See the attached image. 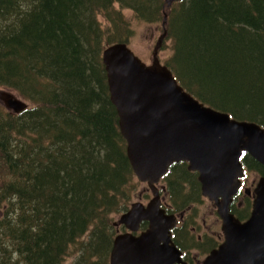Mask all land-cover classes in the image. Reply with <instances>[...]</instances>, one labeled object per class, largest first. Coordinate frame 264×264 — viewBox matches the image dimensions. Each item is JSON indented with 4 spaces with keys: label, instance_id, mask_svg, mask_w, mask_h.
Here are the masks:
<instances>
[{
    "label": "trees",
    "instance_id": "trees-1",
    "mask_svg": "<svg viewBox=\"0 0 264 264\" xmlns=\"http://www.w3.org/2000/svg\"><path fill=\"white\" fill-rule=\"evenodd\" d=\"M125 9L155 25L166 12L172 53L164 63L178 82L264 127V0L170 8L164 0H0V86L30 103L19 114L0 105V264H64L83 237L81 258L111 253L110 216L128 210L136 191L102 58L106 46L134 35ZM242 161L264 175L250 155ZM164 181L178 200L171 212L190 205L185 185L200 194L184 162ZM182 231L174 230L180 248L191 242Z\"/></svg>",
    "mask_w": 264,
    "mask_h": 264
},
{
    "label": "water",
    "instance_id": "water-1",
    "mask_svg": "<svg viewBox=\"0 0 264 264\" xmlns=\"http://www.w3.org/2000/svg\"><path fill=\"white\" fill-rule=\"evenodd\" d=\"M164 1L170 8L182 0ZM167 20L165 12L164 31L150 64L126 42L108 45L102 54L127 157L137 179L154 194L147 204L132 203L114 223L128 231L116 235L110 264L183 263L181 250L172 240L177 216L161 206L157 187L170 167L180 162L198 172L203 196L215 202L223 220L225 241L204 264H264V176L254 190L249 219L241 222L230 212L244 176L243 153L264 167V127L205 104L178 82L160 58ZM0 99L17 114L29 108L25 99L9 91H2ZM143 222L148 227L138 235Z\"/></svg>",
    "mask_w": 264,
    "mask_h": 264
},
{
    "label": "rangeland",
    "instance_id": "rangeland-1",
    "mask_svg": "<svg viewBox=\"0 0 264 264\" xmlns=\"http://www.w3.org/2000/svg\"><path fill=\"white\" fill-rule=\"evenodd\" d=\"M124 14L130 18L132 28L134 29V35L131 39V41L128 43L129 46L132 48V50L142 58L144 62L147 64L151 63L152 60V52L153 48L156 44V41L159 37V35L163 32V26L161 25H155V24H146L143 21L137 20V18L134 16V13L130 9H125ZM164 47L160 50V58L161 61L164 63L165 59L171 55L172 53V47L171 42L166 40L164 41ZM165 64V63H164ZM2 91H9L14 93L17 97L24 100L22 96L15 90H12L7 87L0 86V94ZM0 105L5 107L3 102L0 99ZM261 174L257 171H251V174L248 176L247 179V186L251 184L253 181H258ZM135 193L132 199L129 202V208L132 203L142 201L143 203L147 204L149 200L153 197V193L151 189H149L147 183H143L137 179L135 176ZM159 188L165 187L164 191L161 192V199L164 200V205L173 207L174 202H178L177 197H170L169 191L166 189V183L165 181L160 182L157 184ZM149 194L148 196L146 194ZM184 197L188 199V204L192 205L190 206L191 210L188 213L190 215V223L187 225V228L183 230V233L194 243L198 242V245L200 248L196 245L195 248L190 249L191 253L197 252L201 259H204L207 253L209 252L210 248L206 249V247H209L214 243V240L217 238L216 236H219L222 231L215 233L216 225H220V217L217 214L216 206L208 200L207 197L203 196L202 191L200 190V194L190 187L189 184L185 185L184 190ZM182 198V195H181ZM189 206V205H188ZM186 209V208H185ZM125 212V211H124ZM123 212V213H124ZM184 211H177L174 212L177 215L182 214ZM122 213H114L111 214L112 218V224L116 227V234H119L120 232H125L126 228L124 227H118L114 223L118 221L119 217ZM189 217V216H188ZM222 222V221H221ZM113 226V227H114ZM219 228V226H218ZM210 229H213L214 231H210ZM205 233H208L206 235ZM214 238H211L213 237ZM114 237V238H115ZM209 238V239H208ZM87 239L86 237H83L82 240ZM78 241V243H75L70 248V253L65 258L64 264H79V262H82V264H110V255L108 258L104 261L100 262V259L98 257H90L88 256L86 258H81L82 251L80 250L81 241ZM207 240V241H205ZM205 241V243L203 242ZM203 243V244H202ZM199 248V249H197ZM207 258V257H206Z\"/></svg>",
    "mask_w": 264,
    "mask_h": 264
},
{
    "label": "flooded vegetation",
    "instance_id": "flooded-vegetation-1",
    "mask_svg": "<svg viewBox=\"0 0 264 264\" xmlns=\"http://www.w3.org/2000/svg\"><path fill=\"white\" fill-rule=\"evenodd\" d=\"M244 171H245V174L241 178V184H240L239 190H238L237 194L233 197L232 202L230 204V212L233 213L241 222H245L251 216L253 203H254L255 196H256L254 193V190H255L257 182H258V181L257 182L253 181V182H251V184L249 186H247V179H248V176L251 174V171H249L247 169V167H245V166H244ZM261 176H264V175L261 174ZM260 177H259V179H260ZM197 180H198V174H197ZM163 202H164V200H163ZM210 202H212L216 206L217 214L219 215L218 208H217V205L215 204V202L214 201H210ZM190 206H192V205H189L186 209L182 210V211H184V212H182V214H180V215L175 214L177 216V223H176L175 228L172 230V240L175 244H176V242L174 241V230L177 228L184 230L185 228H187V225L191 221L190 215L188 214L191 210ZM167 207H170V206H167ZM248 210H249V214H247ZM219 217H220V225L214 224V225H216L215 233L217 234L220 231H222V233H220L219 236H216L217 238L214 240V243H212V245H210L209 247H206V249L210 248V250L207 253V255L205 256V258L201 259L197 252L191 253L190 249L195 248L196 245L200 248V246L198 245V242L194 243V241L193 242L192 241L191 242L182 241L183 246L181 248L177 244H176V246L181 250V258H182L183 263H175V264H184V262L186 264H204L206 257L209 254H211V252L213 250H216L220 247V245L225 241V234L222 230L223 229V220H222L220 215H219ZM143 223L141 225L140 230L137 233L138 235H140L143 232V230L147 229V227L145 229L143 228ZM119 226L124 227L123 225H119ZM218 226H219V228H218ZM210 231H214V230L210 229ZM205 234L208 235V233H205ZM211 238H214V236ZM205 241H207V240H205ZM205 241H203V242L205 243ZM199 248H197V249H199Z\"/></svg>",
    "mask_w": 264,
    "mask_h": 264
}]
</instances>
